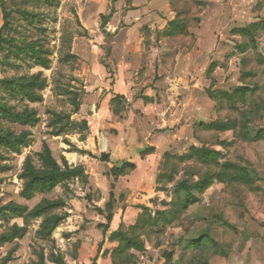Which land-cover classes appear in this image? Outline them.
<instances>
[{"label":"rangeland","instance_id":"obj_1","mask_svg":"<svg viewBox=\"0 0 264 264\" xmlns=\"http://www.w3.org/2000/svg\"><path fill=\"white\" fill-rule=\"evenodd\" d=\"M92 1L0 0V32L4 27L2 3L10 13L9 26L2 31L6 42L0 47V104L13 114L31 117L29 122L0 117V133L18 140V151L0 148V166L6 168L0 174V207L32 211L47 201L64 203L48 215L40 234L42 220L28 219L26 214L1 221L0 236L17 228H26L27 234L0 248V263L11 254L14 260L10 264H40L41 258L44 264L57 260L65 264H107L103 260L107 255L101 257L99 252L97 256L99 245L102 249L109 246L102 242L101 223L105 226L107 222L99 217L91 197L104 190L108 198L110 183L119 182L120 177L114 178L117 171L110 175L108 166L104 169L101 162L94 161L99 165L98 174L107 171L112 177L108 183L103 176L97 178L103 180L102 188H94L92 194L82 178L66 182L49 194H37L32 200L22 197L23 171L29 166L41 174L48 171L43 161L46 147L63 170L82 168L85 172L87 162L95 157L85 147L90 134L88 122L74 113L75 93L82 92L80 101L88 95L85 68L71 55L75 41L89 38L81 27V15L85 20L89 9L100 15L106 4L115 8L119 2ZM125 1L131 5V0ZM171 1L176 9L174 17L187 23V35L178 38L177 47L187 50V59L192 55L191 61L187 60V151L194 145L220 152L221 156L206 164L196 155L175 157L171 164L160 165V172L144 176L149 187L140 192L139 198L144 197L143 211L149 219L143 223L152 230L141 237L151 239V246L144 255L125 253L123 264H164L163 252L169 251H174V261L180 264H219L220 257L243 249L258 229H264V140L253 138L264 129V0ZM236 11L244 25L262 21L250 33L231 32V16ZM92 18L96 20L89 14ZM99 23H104L101 16ZM211 66L214 69L209 72ZM239 85L254 89V96L234 95L229 99L217 95L234 92ZM211 88L217 90L208 92ZM209 96L216 97L217 102ZM216 119L223 124L221 132L218 128L207 131L201 125L195 128L199 121ZM124 170L125 176L132 172ZM183 181L190 186L204 182L206 186L202 191L180 192L177 185ZM187 192L193 197L185 207ZM118 203L116 208L122 209V202ZM160 212H169L164 226L159 223ZM62 217L65 220L51 231L54 221ZM134 217H122L123 225ZM117 260L120 257L116 256L114 264H122Z\"/></svg>","mask_w":264,"mask_h":264},{"label":"crops","instance_id":"obj_2","mask_svg":"<svg viewBox=\"0 0 264 264\" xmlns=\"http://www.w3.org/2000/svg\"><path fill=\"white\" fill-rule=\"evenodd\" d=\"M118 2L113 14V6L109 8L106 4L100 15L91 9L85 14V20L81 15V27L89 38L81 37L75 41L72 53L83 63L84 81L88 85L85 87L87 98L80 101L78 114L88 122L90 134L85 147L96 157L87 162L85 168L89 194L94 188H102L100 183L103 180L108 183V178L112 177H108L107 171L103 174L96 171L102 155L110 157L109 162L100 163L104 169V166L110 168V175L113 169H120L125 164L135 166L130 175L120 176L119 182L110 183L108 198L104 190L101 194L98 191L97 197H91L95 210L105 211L110 202L113 203L112 230L109 229L107 234L103 231L102 242L109 244L108 249H102V244L97 249V256L99 252L101 257L107 255L103 258L107 264H114L116 251L121 246L120 242L110 240L111 235L121 227L129 232L145 218L142 204L146 202L144 197L139 198L140 192L149 187L144 176L160 172V165L171 164L175 157H187L193 148L198 147L192 145L187 151V60L191 61L192 55L187 59V50L177 47L178 38L187 35V23L174 17L176 9L171 0H131L130 6L125 0ZM89 14L96 20L89 19ZM110 14L105 25L99 23L100 16ZM231 19L234 26L231 32L253 29L262 21H250L244 25L240 23L238 11ZM210 69L209 72L214 66ZM216 90L211 88L208 92ZM217 122V119L199 121L195 128ZM100 176L103 180L97 179ZM117 202H122L123 210L116 208ZM134 214L135 220L123 225L122 217L127 219ZM98 215L106 220L105 216ZM140 238L145 243V252L141 254L144 255L151 246V239ZM132 252L136 253L133 249ZM173 252H163L164 264H180L174 261ZM172 253L171 260H167V255ZM218 260L219 264H264V229H258L243 249H233L227 257Z\"/></svg>","mask_w":264,"mask_h":264},{"label":"trees","instance_id":"obj_3","mask_svg":"<svg viewBox=\"0 0 264 264\" xmlns=\"http://www.w3.org/2000/svg\"><path fill=\"white\" fill-rule=\"evenodd\" d=\"M111 3L114 5V3L116 2V0H110ZM1 10H2V14H3V21H4V27L2 29V31L4 30V28H8L9 26V22H10V13L8 11V9H6L5 5L2 3L1 5ZM111 13L113 14L114 12V8H111ZM111 17V14L109 16H103V25H105L109 19ZM255 29V28H254ZM251 30L253 29H241L238 32L241 33H250ZM2 31L0 32V47L2 46L3 42H6L5 38L3 37V33ZM71 58L77 59V57L75 55H71ZM4 83H6L7 85H10V83L12 82H8V81H3ZM13 86H18V82H13ZM14 90V89H12ZM26 92H29L31 94V97H34V93L28 91L27 89H25ZM254 89H250L249 86H243V87H239L236 88L234 90V92H227V91H221L219 93H217V95L221 96H225L226 98L229 99H234L235 96L240 97V98H248L249 96H254ZM235 95V96H234ZM75 100H74V113L78 114L80 112L81 109V103H80V99L82 97V92L80 93H75ZM218 97V98H219ZM211 98L215 101L217 100L216 97H212ZM117 99H119V97H117ZM217 102V101H216ZM0 117L3 119H11L13 122H29L31 120V117L29 115H25V114H13L11 112V110L0 104ZM222 128H220L219 127ZM203 127H205V129L207 131L210 130H215V128H218V130L221 132L223 131V124H219V123H214L211 125H201ZM256 135V136H255ZM254 135V139H263L264 140V129H261L259 131H257V133ZM18 140H13L10 136H6L0 133V148H5L7 151H18ZM191 156H198L200 157V159L202 160V162L204 164H206L209 160H216L219 156H221L220 152L214 151V150H208L206 148H193L191 153L189 154ZM188 156V155H187ZM96 158V157H95ZM99 160L101 162H109L110 161V157L109 155H102L101 158H99ZM45 161V165L47 166V172L46 173H39L33 166H29L27 167L23 173H22V180L24 181V189L22 192V197L25 200H32L37 194H49L52 191H54L57 187H59L60 185H63L66 182L75 180V179H84L85 182L88 181V177L85 174L84 170L82 168H75V169H70V168H66L65 170H63L58 164L57 162L54 160V158L51 156V152L49 150L48 147L45 148V155H44V160ZM124 168L129 169V170H133L135 168L134 165L132 164H125L122 168L118 169H113V172L115 173V171H117L119 174H115L114 178L117 179L120 176H123L126 172H124ZM6 170V168L3 166H0V174L4 173ZM124 170V171H123ZM253 182V181H250ZM204 182H200L197 184H194L192 186L189 185V183L183 181L181 183H179L177 185V190L180 192L183 191H192L194 190H199L202 191L203 188H205V186H203ZM180 189V190H179ZM183 190V191H181ZM192 193L191 192H187L184 199H183V204H185V207H188L191 204V200H192ZM113 198V195H112ZM64 206L63 202H49L47 201L46 203H44L43 206H37L34 210L32 211H27L26 208H22V207H0V222L4 221V220H10L12 217H21L24 216L26 214V217L28 219H32V220H42V224H41V228L39 231V234L42 233L41 231L43 230V226L46 222V218L48 217L49 214H51L53 211L61 208ZM113 209V203L112 201L110 202V204L107 206L106 210H111ZM106 210H102L97 208L96 211L100 214L105 216L106 221H107V225L103 226V231L104 234H107V232L110 229V224L113 220V215L112 213H107ZM161 213V217L159 219V223H163L164 226V221L165 218H168V213L169 212H160ZM145 218L141 219V221L139 222V224L135 227H132L130 229L129 232H125L123 230V227H121L117 232L113 233L110 237L111 241H118L121 243V246L117 249L115 254V258H114V263H115V259L116 256L120 257V260H117L116 263H120L124 262V258L127 256L125 255V253L128 254H132V249L135 250L136 252H140L143 253L145 252V243L143 242V240H141V234L142 233H146L147 231H151V227L150 225H146L147 227H145V223L144 220H149L147 217V214L145 213V216H143ZM65 219L62 218H57L54 223L53 226L50 227L51 231L58 228L61 223L64 221ZM166 223V222H165ZM42 229V230H41ZM49 231V232H51ZM27 234V229L26 228H17L14 229L13 231L9 233H6L4 235L0 236V248L4 247L5 245H9V244H13L15 241L17 240H21L22 238L25 237V235ZM49 234V233H48ZM216 244H218V242H216ZM195 248L199 247V245L196 243V245H194ZM125 255V256H124ZM124 256V257H123ZM173 256L172 254L167 255V260H171ZM13 257L11 254H9L7 256V258L1 262L0 264H10L13 261ZM45 260L43 258L40 259V264H44ZM55 264H65L63 261H54ZM133 264H137V261H135V263Z\"/></svg>","mask_w":264,"mask_h":264}]
</instances>
